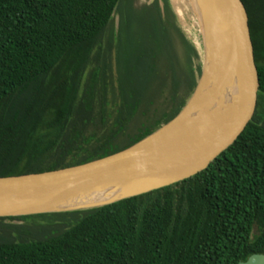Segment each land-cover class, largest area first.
<instances>
[{"label":"trees","instance_id":"16d2710c","mask_svg":"<svg viewBox=\"0 0 264 264\" xmlns=\"http://www.w3.org/2000/svg\"><path fill=\"white\" fill-rule=\"evenodd\" d=\"M124 1L0 0V177L106 158L186 106L201 69L176 22L203 54L186 2L175 0L174 17L168 0L164 13ZM242 1L260 93L238 140L162 190L95 210L0 219V264H240L264 254V0Z\"/></svg>","mask_w":264,"mask_h":264},{"label":"water","instance_id":"95a60500","mask_svg":"<svg viewBox=\"0 0 264 264\" xmlns=\"http://www.w3.org/2000/svg\"><path fill=\"white\" fill-rule=\"evenodd\" d=\"M148 1L140 5L158 1L165 12L164 0ZM201 8L204 61L197 87L181 112L106 158L53 172L0 177V219L95 210L162 190L200 174L238 140L254 118L260 93L249 15L242 0H209ZM233 81L234 102L224 107ZM95 194L107 200L65 206ZM240 264H264V254Z\"/></svg>","mask_w":264,"mask_h":264},{"label":"bare ground","instance_id":"6f19581e","mask_svg":"<svg viewBox=\"0 0 264 264\" xmlns=\"http://www.w3.org/2000/svg\"><path fill=\"white\" fill-rule=\"evenodd\" d=\"M187 4L186 8L188 10V13L190 15V18L192 19L193 23L195 24L197 30H198V33L201 37V40L203 42V29H202V25H201V18H200V13H199V5H201V9L203 10V8L205 9L206 5L208 4L209 0H184ZM171 2V5L173 6L175 0H170ZM157 7V6H155ZM135 10V9H134ZM151 10V9H150ZM159 11V10H158ZM150 12V11H149ZM136 13V11H135ZM148 14V13H147ZM136 16V14H135ZM138 16V15H137ZM144 17H145V14H144ZM140 21H142L140 19ZM144 21V20H143ZM113 38V37H112ZM222 48V47H221ZM148 51V50H147ZM145 52V51H144ZM151 52V48L149 49L148 53ZM146 54V52H145ZM150 54V53H149ZM148 54V55H149ZM152 55V54H150ZM142 57V55H141ZM152 58V56H150ZM143 58V57H142ZM150 59V58H149ZM148 60V59H147ZM141 62V61H140ZM147 62V61H146ZM153 63V62H152ZM151 63V64H152ZM146 64V63H145ZM144 65V63H143ZM142 65V67H143ZM225 65V63L223 64V66ZM146 67V65H144ZM149 66V65H147ZM226 66V65H225ZM141 67V68H142ZM148 68V67H147ZM146 68V69H147ZM226 68V67H225ZM224 68V69H225ZM139 70H142L139 68ZM145 72H147V70H144V72L142 73L143 75H145ZM148 73V72H147ZM147 73H146V77H147ZM145 78V77H144ZM143 79V78H142ZM146 79V78H145ZM144 80H142L143 82ZM146 83V82H145ZM141 87V85H140ZM140 88H138L139 90ZM140 92V91H139ZM236 92H237V83L236 81H233L231 82V85L228 87V89L226 90L225 92V96L222 100V104L224 105V107L226 106H229L231 105L233 102H234V99H235V95H236ZM138 99V98H137ZM105 101V100H104ZM105 103V102H104ZM107 200V197H105L104 195H100V194H95V195H85L83 196L81 199L79 200H76L74 202H71L65 206L67 207H80V206H89V205H93V204H96V203H100V202H103V201H106Z\"/></svg>","mask_w":264,"mask_h":264},{"label":"rangeland","instance_id":"374dc122","mask_svg":"<svg viewBox=\"0 0 264 264\" xmlns=\"http://www.w3.org/2000/svg\"><path fill=\"white\" fill-rule=\"evenodd\" d=\"M143 3H144V0H141ZM148 1V0H147ZM138 2V1H137ZM149 2V1H148ZM168 3H169V9L171 10V12L173 13V16L175 17L174 15V12H173V9H172V5H171V2L170 0H168ZM125 4V3H124ZM127 4V2H126ZM126 6V5H124ZM127 7V6H126ZM120 14L119 12L117 11L115 13V16H114V23L112 24V30L116 33L119 32V21H120ZM175 23V21H174ZM176 28L177 26L179 27V30L181 31V33L184 35V37L186 38V41H188L189 43H191L193 45V47L195 48V50L197 51L198 55H199V61L196 62V67L197 68H202L203 66V61H204V48H203V54L200 53V51L198 50V47L196 44H194V42L187 37L186 33L182 31L180 25H178V23L176 22ZM135 28V27H134ZM135 33V32H134ZM178 34L177 36V41H178V47H179V50H180V53H181V56L185 59L186 58V55H188V47H187V44L186 42L184 41V39L181 37L180 33L176 32ZM201 74V73H200ZM199 74V75H200Z\"/></svg>","mask_w":264,"mask_h":264},{"label":"flooded vegetation","instance_id":"af4514ba","mask_svg":"<svg viewBox=\"0 0 264 264\" xmlns=\"http://www.w3.org/2000/svg\"><path fill=\"white\" fill-rule=\"evenodd\" d=\"M138 1V2H137ZM126 2H127V4L129 3V0H125L124 2H123V4L124 5H127L126 4ZM132 2H133V6H134V8H136V9H143V8H145V7H154L156 4H158L159 5V2L158 1H156L153 5H147V4H145V5H140V4H142V1L141 0H132Z\"/></svg>","mask_w":264,"mask_h":264}]
</instances>
